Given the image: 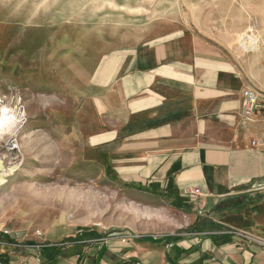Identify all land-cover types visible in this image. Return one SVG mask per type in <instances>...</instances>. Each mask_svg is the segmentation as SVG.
I'll use <instances>...</instances> for the list:
<instances>
[{
    "label": "rangeland",
    "instance_id": "rangeland-1",
    "mask_svg": "<svg viewBox=\"0 0 264 264\" xmlns=\"http://www.w3.org/2000/svg\"><path fill=\"white\" fill-rule=\"evenodd\" d=\"M185 41L245 79L241 106L252 89L259 107L250 120L240 107L241 134L264 132V0H0V264H85L113 242L199 229L201 191L136 170L117 142L121 86Z\"/></svg>",
    "mask_w": 264,
    "mask_h": 264
},
{
    "label": "crops",
    "instance_id": "crops-1",
    "mask_svg": "<svg viewBox=\"0 0 264 264\" xmlns=\"http://www.w3.org/2000/svg\"><path fill=\"white\" fill-rule=\"evenodd\" d=\"M197 51L186 41L169 43L159 71L121 86L127 120L117 142L129 148L136 170L161 171V181L180 193L198 188L207 215L196 218L202 223L187 238L113 242L85 264H264L256 241L264 238V132L256 145L247 137L250 127L241 134L245 79ZM77 254L68 264H83Z\"/></svg>",
    "mask_w": 264,
    "mask_h": 264
},
{
    "label": "built area",
    "instance_id": "built-area-1",
    "mask_svg": "<svg viewBox=\"0 0 264 264\" xmlns=\"http://www.w3.org/2000/svg\"><path fill=\"white\" fill-rule=\"evenodd\" d=\"M259 97L258 94L252 89H246L242 95V115L245 119L250 120L256 110L258 109L259 105ZM260 245H263L261 240H258Z\"/></svg>",
    "mask_w": 264,
    "mask_h": 264
},
{
    "label": "trees",
    "instance_id": "trees-1",
    "mask_svg": "<svg viewBox=\"0 0 264 264\" xmlns=\"http://www.w3.org/2000/svg\"><path fill=\"white\" fill-rule=\"evenodd\" d=\"M47 250L45 251V252H50V253H53V252H55L56 250H59V247H50L49 249L48 248H46ZM62 251H63V249H61V253H55V257H54V259H57L58 257H60L61 255H62ZM53 259V260H54ZM79 262H81L80 261V258H79Z\"/></svg>",
    "mask_w": 264,
    "mask_h": 264
},
{
    "label": "bare ground",
    "instance_id": "bare-ground-1",
    "mask_svg": "<svg viewBox=\"0 0 264 264\" xmlns=\"http://www.w3.org/2000/svg\"><path fill=\"white\" fill-rule=\"evenodd\" d=\"M1 135V134H0ZM2 165V164H1ZM1 165H0V168H1Z\"/></svg>",
    "mask_w": 264,
    "mask_h": 264
}]
</instances>
